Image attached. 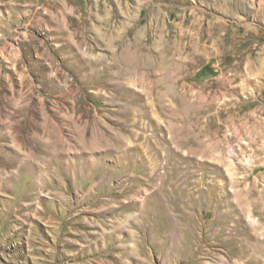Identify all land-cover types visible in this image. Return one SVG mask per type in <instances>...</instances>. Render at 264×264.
I'll list each match as a JSON object with an SVG mask.
<instances>
[{
	"label": "rangeland",
	"instance_id": "obj_1",
	"mask_svg": "<svg viewBox=\"0 0 264 264\" xmlns=\"http://www.w3.org/2000/svg\"><path fill=\"white\" fill-rule=\"evenodd\" d=\"M0 264H264V0H0Z\"/></svg>",
	"mask_w": 264,
	"mask_h": 264
},
{
	"label": "bare ground",
	"instance_id": "obj_2",
	"mask_svg": "<svg viewBox=\"0 0 264 264\" xmlns=\"http://www.w3.org/2000/svg\"><path fill=\"white\" fill-rule=\"evenodd\" d=\"M162 69H163V68H162ZM161 103H162V102H161ZM153 105H154V106H156L155 104H153ZM160 107H162V108H163L164 106H162V105H161ZM251 255H252V254H251ZM249 257H250V256H249ZM248 259H249V258H248Z\"/></svg>",
	"mask_w": 264,
	"mask_h": 264
}]
</instances>
